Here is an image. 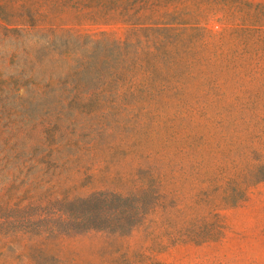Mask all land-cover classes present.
<instances>
[{
	"label": "rangeland",
	"instance_id": "rangeland-1",
	"mask_svg": "<svg viewBox=\"0 0 264 264\" xmlns=\"http://www.w3.org/2000/svg\"><path fill=\"white\" fill-rule=\"evenodd\" d=\"M0 264H264V0H0Z\"/></svg>",
	"mask_w": 264,
	"mask_h": 264
},
{
	"label": "trees",
	"instance_id": "trees-1",
	"mask_svg": "<svg viewBox=\"0 0 264 264\" xmlns=\"http://www.w3.org/2000/svg\"><path fill=\"white\" fill-rule=\"evenodd\" d=\"M83 219H85V218H87V215H83V217H82Z\"/></svg>",
	"mask_w": 264,
	"mask_h": 264
}]
</instances>
